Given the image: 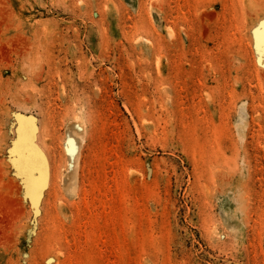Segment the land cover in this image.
Wrapping results in <instances>:
<instances>
[{
  "label": "rangeland",
  "instance_id": "1",
  "mask_svg": "<svg viewBox=\"0 0 264 264\" xmlns=\"http://www.w3.org/2000/svg\"><path fill=\"white\" fill-rule=\"evenodd\" d=\"M0 264H264V0H0Z\"/></svg>",
  "mask_w": 264,
  "mask_h": 264
},
{
  "label": "snow or ice",
  "instance_id": "2",
  "mask_svg": "<svg viewBox=\"0 0 264 264\" xmlns=\"http://www.w3.org/2000/svg\"><path fill=\"white\" fill-rule=\"evenodd\" d=\"M260 46H261V42H260V40H257V48L259 49Z\"/></svg>",
  "mask_w": 264,
  "mask_h": 264
}]
</instances>
